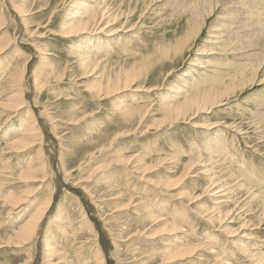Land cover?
Segmentation results:
<instances>
[{
    "label": "rangeland",
    "instance_id": "rangeland-1",
    "mask_svg": "<svg viewBox=\"0 0 264 264\" xmlns=\"http://www.w3.org/2000/svg\"><path fill=\"white\" fill-rule=\"evenodd\" d=\"M87 1L97 8L108 4V14L118 18L105 20L101 34L66 36L71 10ZM193 2L0 0V11L7 20L0 29V43L6 32L12 38L22 32L18 41L0 54V101H8L13 92L9 72L22 68L29 58L26 95L35 102L37 107H31L35 123L43 127L42 135L50 143L43 151L52 155L44 181L39 180V173L37 180L24 178L21 172L33 159L37 163L39 147L28 151L9 148L10 138L19 133L21 118L19 114L6 121L7 111L0 107V124L4 123L0 130V264H95L99 248L105 253L106 264H258V259L264 264V0H201L200 7L213 3L215 10L194 45L174 58L147 57L155 46L175 42L183 35ZM13 10H19L27 20L23 31ZM220 21L225 25L219 26L224 31L217 41L211 32ZM111 22L110 27L107 24ZM113 30L118 31L116 36H108ZM97 39L105 45L104 52L108 51L98 65L92 62L97 58L86 63L75 46H90ZM203 50L213 53L199 54ZM44 61L55 71L48 91L36 93L31 79ZM6 66L9 70L4 72ZM245 67L248 74L256 67L253 83L225 94L220 106L202 111L196 118L156 128L170 102L236 83ZM129 74L136 76L132 88L141 90L111 97L92 89L100 81L113 83ZM177 90L184 94L169 99ZM138 104L149 105L142 122H124L120 110ZM29 108L23 109V118ZM37 109H45V117L48 114L56 119V132H51L50 122ZM213 142L220 144L206 148ZM134 154H142L145 166L138 164L137 174L130 168ZM199 154L204 157L172 196L170 191L156 196L145 190L142 179L163 184L181 175L188 159ZM173 156L180 161L172 163ZM59 159L70 173L67 184ZM77 180L82 181L75 184ZM207 186L213 195L205 192ZM51 189L54 198L47 218L29 242H20L17 229ZM200 193L203 196L194 202L191 197ZM130 195L135 206L125 208L122 205ZM25 196L27 201L19 205L11 201ZM205 207L232 214L224 224L225 231L218 222L200 217ZM168 222L182 223L176 238L184 244H200V250L176 262L166 258L163 252L168 246L161 239L168 234L154 233ZM46 240L56 246V254L45 256Z\"/></svg>",
    "mask_w": 264,
    "mask_h": 264
},
{
    "label": "bare ground",
    "instance_id": "bare-ground-1",
    "mask_svg": "<svg viewBox=\"0 0 264 264\" xmlns=\"http://www.w3.org/2000/svg\"><path fill=\"white\" fill-rule=\"evenodd\" d=\"M194 2H193L194 4H192L190 6V16H189V20H188V25H187V29L184 30L183 35L181 37H179L175 42H164V43H161V44L155 46L153 48V51L151 53H149L147 55V57H154L155 59L157 58V60H162V59L164 60V59H167L170 57L174 58V57L181 55L182 53H184L185 50H188L189 48H191L194 45V39L197 38L198 35L201 33L203 27L207 24L208 18H210L212 16L211 13L215 10V6L213 5V3H207L208 6H205L203 4L200 7L201 0H194ZM202 3H205V2H202ZM107 8H109L108 4L100 5L97 8L93 4V2L87 1L82 5L81 8H79V9L76 8V10L75 9L71 10V17L68 18L69 25H68V28H66L67 31L65 30L64 34L66 33L65 34L66 36H74L75 35V36L81 37L85 34L87 36H90L88 34H96L97 35V34L103 33L105 31L106 27L101 26V24H104L106 26L105 20H110V18H112L111 20H115L113 18H118L116 15L112 17V14L111 15L108 14ZM13 11L17 14L18 17H20V20H18V24L21 25V27H22L21 31H23V29L25 27V22L27 20L24 19L23 15L19 12V10H13ZM228 18H230V17H228ZM221 19L223 20L224 18H221ZM6 22H7V20L5 19L4 11H2V12L0 11V29L3 26H5ZM112 23L113 22L108 23L107 25L110 26L109 24H112ZM221 24H224L223 21H220V23H217L215 26H213L215 30H212V32H211L212 35L214 34L213 39H216L217 41L220 40V38L222 37L221 33L224 31L221 27H219V26H221ZM117 32L118 31L113 30L110 34L108 33L109 35L108 34L107 35L108 36H116ZM21 34H22V32H20L18 34L16 33L15 37L12 38V37H10V33L6 32L5 39L3 41H1V43H0V54H2L4 51H6L11 46H13L14 43L16 41H18L17 39L20 38ZM87 36H84L82 38H85ZM101 39L95 40L94 43L90 46H86V45L77 43L78 45L75 46V49L78 51V56H80L81 59L85 60L86 63L91 62L90 58H97V59L93 60L92 62H95V65H98L99 62H101V60H102L101 58H102L103 54H105L108 51V48H107L106 49L107 51L105 50V52H104L105 48H103V46H105V45L102 44ZM19 41L23 42L24 41L23 37H21V39ZM36 47H37V45H36ZM19 52H21V49ZM208 53L211 54L213 52H210L209 50L208 51L203 50V52H201L199 54H208ZM36 54H37V49H36ZM36 54H34V55H36ZM28 63H29V58L25 60L23 65H21L22 68H20V69L16 68L15 70L10 71V72L8 71L9 75L11 77V78H8V79H10L9 83H10V85L12 84L10 89H12L13 92H12L11 97L8 101H6V102L0 101V107H1V110L3 112L7 111V113H9V114L6 113V115H7L6 121H9V120L11 121L12 118H14L15 116H17L19 114H20V118H21L19 121V124L17 126V130H16L17 132H19L18 135L16 137L14 136V138L13 137L10 138L8 135H10V134L13 135V132H10V131H9L10 134L8 133V135H7L10 138L9 148L14 149L16 151H24V150L28 151L37 145L39 147L38 151H37V156H38L37 157V160H38L37 163L34 161L35 159H33L32 162L28 163V166L26 167V169L21 172V175L24 178H30L31 180L32 179L37 180V179H39L38 178L39 175H37L39 173L40 174L39 177L41 178L39 180L44 181V179L47 177V170L49 168V165H51V164H49V162H50V156H52V155L50 154V156H49V154L46 153V151H43V148L46 150L48 145L50 146V143H48L49 141L43 137V135H44L43 131H42L43 127H41V125L38 127L37 124L35 123L37 121V118H36V113L33 111V109H34V107H37V106H36L35 102H30L28 100L27 95H26L27 88L25 85V81L29 77V76L27 77L26 74L29 73L28 70L30 69L28 67ZM48 67H49L48 61H44L43 66H41V69L40 68L38 69L36 67L37 69L35 68V72L33 71L34 74H33V77L31 79V82L33 85L34 92L37 93V91L39 92V90L40 91H43V90L48 91V88L50 87L49 86L50 85L49 84L50 79L54 75V71H55L54 69H49ZM8 68L9 67L6 66V69L4 72H6V70H9ZM245 69H246V67L242 70L243 73L239 76L236 83H235V81H233V82L231 81V82H229V85L224 84V85H221V86H218L215 88L213 87V88L207 89L204 93L196 92V93L190 94L186 98H184L182 101H180L179 103L170 102L163 109L162 118L159 120L158 123H156V125H157L156 128H160V127L164 126L165 124L172 125L175 123V120L187 119V118H196L197 115H199L202 111L209 110V109L211 110L212 108H216V107L220 106V103L223 102L222 99L225 97V94L233 93L234 91H236V89L243 88L248 83H253L254 76L256 75V71H255L256 67H252V69H251L252 73L251 74H248ZM31 72H30V75H32ZM127 72H128V70H127ZM122 75H124V74H122ZM195 76L191 77V81H194ZM135 81H136V76H134L133 74H129L123 79H121V78L116 79L113 83L110 82L109 79L105 80L103 83L100 81L98 84L96 83L95 85H93L92 89L97 90L98 92L99 91L104 92L106 94V96L117 97L118 94H122L123 92H129L130 90L132 92H137V91L141 90L142 87H137L134 89L132 88ZM186 82H188V84H189V80L188 81L186 80ZM178 88H179V86H178ZM178 88H176V89H178ZM182 94H184L183 91H182V93H179L178 90L176 92L172 91L171 97L169 99L178 98L180 95L182 96ZM169 99H165V100H169ZM27 106H30V108L27 110L28 113L23 118V111H24L23 109L26 108ZM31 107L33 109H31ZM148 107H149V105L146 106L145 104H138V105H134V106L133 105L124 106V108H122L120 110V114H121V117H122L124 122L126 121L127 123L131 124V121H134L135 119H137L138 123H141L142 120L145 118V115L148 112ZM38 112H39V115H41V117L43 119H46V120H48V122H50L51 127H52L51 132H56V130H57V126L55 125V123L57 122L56 119H53L48 114L45 117V113H47L45 111V109H42V112H40V110H38ZM3 125H4V123L0 124V130H1ZM130 129L131 128H129L127 130H130ZM44 131H46V129ZM54 136H57V135L55 134ZM56 138L57 139L59 138L61 140L62 137L60 138L59 136H57ZM218 144H220V143L213 142L210 144L209 147H206V148L212 149L213 145H214V147H216ZM61 146H63V145H61ZM221 147L225 149V145L221 144ZM201 157H204V156L202 154H199V156L195 157L194 159H193V157H190L188 159V161L185 163V168L183 169L184 172L181 175L167 179L165 182H163V184L158 183V182L152 183V181L147 180V178L142 179L146 185L145 190L148 192L151 191L152 194H155L156 196L164 195L166 191H170L171 194H169V195L172 196V193H173L172 191L179 188L181 186L182 182L184 181V179L195 170L196 166L199 164L198 161L200 160ZM142 158H143L142 154H134V155H132V157H130V161H131V165H132L130 168L136 174H137V165L138 164L142 167H145L144 164H142V162H141ZM119 159L121 161H126L124 158H121V157ZM170 161L171 162L173 161L172 163H175V162H179L180 160H179L178 156H173L170 158ZM59 163L61 165L60 167H61V170L63 172V179H64L63 181H64V183L67 184V182L71 179L70 173L63 166L61 159H59ZM139 165H138V168H139ZM149 168H151V167H149ZM52 175L54 177V174H52ZM81 181L82 180H77V182L75 184H77ZM212 181L215 182V179H213ZM211 185H212V183H211ZM217 186L214 188H217ZM225 187L223 186V188H225ZM111 188H113V185ZM163 188H164V192L162 191ZM54 190H55V188H54ZM204 190H205V192H208L209 195L214 194V193L211 194V189L209 186H207ZM86 193L87 194H85V195H87L90 199H92L90 192L86 191ZM228 193H231V192H228ZM32 194L29 193L28 195L31 196ZM53 194H54L53 189H51L48 197L40 205H38V207L33 211V213H31V215L26 219V221L23 222L22 225L19 226V228L17 229V233L15 235H16V238L20 242H22V243L29 242V240L37 233V230H38L41 222H43L47 218V216L49 214V210L52 207L53 198H54ZM204 195H206V194H204ZM27 196L19 197L17 199L11 200V201H13V203L16 205H19V204L27 201ZM202 196H203L202 193H200L197 195H193L191 198H194L193 201L197 202V200H200ZM134 201L135 200L133 198V195H130L127 197V202H125L122 206H124L125 208L129 207L134 203ZM214 205H216V204H214ZM133 206H135V204H133ZM125 208H122V209H125ZM205 208L206 209L203 210L202 214L200 213V217L203 219L206 218L208 221H210V223H213V224L215 222H218L220 227H222V228L224 227V224L229 223L228 220L230 219V217L232 219V216H231L232 214L229 211H227L223 215L222 211H219L217 209H212L211 207H205ZM86 217H84V219ZM84 219H83V221H84ZM182 225L183 224L180 222L164 223L161 226H159L155 230L156 232L154 233V234H157L158 236H161V235L164 236L165 234H168L166 237H163L161 240L165 241V243L163 245L168 246L166 248V250L163 252L164 256L166 258L170 259L172 262L184 260V259L190 257L192 254H194V252L196 250H200V247H201V245L197 244V243L196 244L195 243L184 244V243H182L180 238H176L175 234L177 235V232H179L180 228H182ZM223 231H225L224 228H223ZM13 240L15 241V239H13ZM117 246L118 245L116 243V247ZM236 246H238V245H236ZM238 248H240L242 250L240 245L238 246ZM251 248H253V247L251 246ZM255 249H256V247H255ZM97 251L98 252L96 253V263L95 264H106L105 255H104L105 253L102 252L101 248H99ZM57 252L58 251L56 250V246L51 245V243L46 240L45 241V256L46 257L50 256V254L54 255ZM261 254H263V253H261ZM255 260L256 259H254V261ZM258 260H259V262H258V264H259L261 262V260L260 259H258Z\"/></svg>",
    "mask_w": 264,
    "mask_h": 264
}]
</instances>
